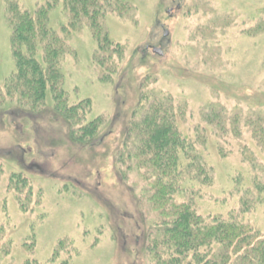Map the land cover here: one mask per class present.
Instances as JSON below:
<instances>
[{
  "label": "rangeland",
  "instance_id": "374dc122",
  "mask_svg": "<svg viewBox=\"0 0 264 264\" xmlns=\"http://www.w3.org/2000/svg\"><path fill=\"white\" fill-rule=\"evenodd\" d=\"M12 1L29 12L55 4L50 24L70 49L62 88L70 107L89 108L70 127L50 93L30 112L7 92L15 60L9 0H0V264H150L144 242L155 214L142 177L117 157L146 95L169 96L184 109L179 128L197 149L198 134L217 129L204 112L222 111L225 131L242 133L264 166L247 124L253 110L264 112V0H99L124 5L100 21L120 46L111 73L94 61L98 44L87 21L71 25L65 0ZM91 122L96 134L77 141ZM207 146L215 180L195 207L203 216L225 214L238 205L232 178L264 174L237 154L221 158L214 136ZM246 220L264 232V203Z\"/></svg>",
  "mask_w": 264,
  "mask_h": 264
},
{
  "label": "trees",
  "instance_id": "16d2710c",
  "mask_svg": "<svg viewBox=\"0 0 264 264\" xmlns=\"http://www.w3.org/2000/svg\"><path fill=\"white\" fill-rule=\"evenodd\" d=\"M65 3L71 25L87 21L98 44L94 61L104 72L111 73L115 68L112 58L120 46L110 40L100 21L124 5L99 0H65ZM54 5L49 2L29 12L9 0L15 70L4 88L18 96L20 105L30 112L46 103L50 93L57 114L74 127L86 117L89 104L68 105L62 88L61 65L70 49L66 38L60 37L50 24L49 12ZM141 99L147 107L129 125L128 149L117 157L128 170L142 177L149 209L155 214L153 228L144 242L150 264H264V232L246 220L264 203L263 179L241 174L232 178L238 205L225 214L203 216L195 207V198L203 195L204 190L206 195L215 180L206 160L209 137L217 138L216 151L221 158L237 154L253 174H264V166L258 163L244 135L235 129L233 133L226 132L228 119L213 107L214 117L204 112V118L207 124H216L217 129L213 135L200 132L201 144L197 149L179 128L177 116L184 109L176 108L173 100L163 94ZM248 120L250 139L264 153V112L253 110ZM94 125L91 122L77 131V141L90 140L97 131L98 125Z\"/></svg>",
  "mask_w": 264,
  "mask_h": 264
},
{
  "label": "water",
  "instance_id": "95a60500",
  "mask_svg": "<svg viewBox=\"0 0 264 264\" xmlns=\"http://www.w3.org/2000/svg\"><path fill=\"white\" fill-rule=\"evenodd\" d=\"M167 35H168V34H166V36H167ZM154 51L157 52V53H159L160 55L162 54V52H161L160 49H155Z\"/></svg>",
  "mask_w": 264,
  "mask_h": 264
},
{
  "label": "flooded vegetation",
  "instance_id": "af4514ba",
  "mask_svg": "<svg viewBox=\"0 0 264 264\" xmlns=\"http://www.w3.org/2000/svg\"><path fill=\"white\" fill-rule=\"evenodd\" d=\"M169 11H171V10H169ZM166 34H168V32L165 33V36H166ZM149 48H150V47H149Z\"/></svg>",
  "mask_w": 264,
  "mask_h": 264
}]
</instances>
